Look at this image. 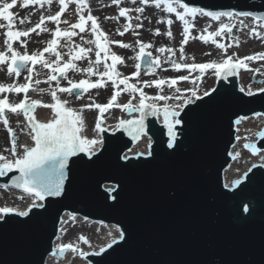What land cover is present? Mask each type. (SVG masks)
<instances>
[{
	"label": "water",
	"instance_id": "water-1",
	"mask_svg": "<svg viewBox=\"0 0 264 264\" xmlns=\"http://www.w3.org/2000/svg\"><path fill=\"white\" fill-rule=\"evenodd\" d=\"M184 2L264 16V0ZM141 70L148 73L147 65ZM238 82L237 76L218 79L211 99L204 97L181 111L185 123L177 126L173 149L167 148L163 123L152 116L145 121L153 140L151 157L125 162L123 155H135L124 153L136 141L122 129L104 132L99 160L85 165L73 164L79 157L71 158L65 194L49 198L47 212L36 209L40 214L27 223L16 218L0 227V264H45L59 217L66 212L126 229L127 242L90 255L92 264H264V168L254 163L257 167L242 184L224 187L234 121L264 113V92L248 96L237 89ZM257 142L264 149V137L259 135ZM16 175L8 173L0 183L11 185ZM113 186H118L116 201L105 192ZM245 205L254 208L250 215L243 213Z\"/></svg>",
	"mask_w": 264,
	"mask_h": 264
},
{
	"label": "snow or ice",
	"instance_id": "snow-or-ice-1",
	"mask_svg": "<svg viewBox=\"0 0 264 264\" xmlns=\"http://www.w3.org/2000/svg\"><path fill=\"white\" fill-rule=\"evenodd\" d=\"M73 0H59L60 8L54 15L41 16L38 23L34 27L27 30L15 29L16 19L11 9L17 4V0H11L10 3H3L0 7V20L6 23H0V29H4L5 39L3 44L5 46L4 51H0V66H7V75L15 76L19 78L23 70L28 72V76L25 77V83H17L14 81L10 85L0 84V123L8 133V141L10 147H5L3 151H0V177L6 176L8 173L16 171L19 175L13 176L11 185H0V188L8 189L13 187L22 191L23 195L17 197L20 200H24L27 197L30 203L26 208L21 209L18 207L2 206L0 207V227L8 224L11 220L16 218H22L21 223H27L35 215L40 213L34 212L39 209L43 212H47L51 207L52 201L49 198H58L65 194V184L69 180L68 169L71 158L79 157L78 161L72 160V163H82L85 165H91L99 160L98 152L104 146L103 133L109 129L104 125V113L112 109L113 107L119 108L122 111L131 113H139L138 117L132 119H119L118 123L111 129L113 133L118 130L126 132L134 141H139L141 137L148 135V129L146 125V118L148 116L161 117L163 129H166L167 141L166 145L168 149L176 147L178 140L177 126L184 125V120L181 117V111L189 104H194L197 100L203 101L204 97L211 99V93L215 92V89L205 91L203 95L198 94V89H184L177 87L180 81H189L191 73L198 72L199 76L193 78L192 82L202 79L209 70L218 79L227 80L229 76H237L240 70L253 71L250 69L248 61L262 60L264 61V53H256L253 55H247L238 57L236 53L228 55V49L232 46L239 47L240 41L237 36L233 34L234 29L243 30L249 29V35L254 36L257 39L264 38V16H254L252 12L245 10L236 11H210L205 7H190L184 0H139V4L142 6L129 9L128 7H119L118 17H105V19H118L119 17L125 18L128 23L123 25V30L117 29V35L123 36L129 32L130 29L142 28L143 22L132 25V17L129 15L131 11H134L138 15L136 20L141 21V15L145 12L146 6L149 4L154 5L155 9L174 14L175 20L182 23V36L180 41V61L186 60L185 45L190 40H199L204 44L209 42L215 46L216 49L221 51V54L225 57L221 61L210 60L204 63H181L177 62L173 57L176 55V50L171 47H159L156 51L161 54L153 56L151 51H146L152 47L151 43H145L141 40H137L138 52L135 55V60L138 61L135 64L137 71L130 75H122L117 71L118 64H124L123 57L117 55L111 51L110 44H115L123 49H129L132 47L129 43L123 41L109 40L108 34L101 29L99 24V18L91 13V9L86 0H76L78 20L76 23L70 24L68 28L61 29L60 23L67 24V20H62V15L66 12L68 5ZM122 0H111L113 5L119 6ZM137 0H132L135 4ZM52 0H24L22 7H28L30 5H40L43 7L45 4H51ZM85 10L88 14L85 15ZM197 17L208 18L211 22L208 23L203 31L197 36L192 35V30L196 27L195 20ZM251 17L254 22H257L255 26L246 24L245 20ZM51 21L55 23V30L51 32L52 39L47 41V46L38 52L29 54L26 50L21 53L13 45L19 41L20 46L26 49L27 40H21V37H29L31 33L40 35L41 32L51 31L46 27H42L45 21ZM19 24L30 23L27 18H20ZM90 22V26H89ZM157 23H165L167 25V31L163 35L169 39L173 38L172 25L174 20L172 18L157 20ZM216 24L214 30H210ZM39 29V31H37ZM259 29V30H258ZM77 30H79L77 32ZM90 32L93 39L85 40L83 36L80 39L83 44L94 45L93 47H85L82 44H74L73 37ZM134 35H139L138 32L133 31ZM162 33L157 28L153 32V35L159 36ZM217 38H220L219 40ZM63 39L65 43L60 44V40ZM229 42L226 44L224 40ZM61 47L68 49V59L65 60L61 52L58 50ZM95 54V60H92L89 56L90 53ZM45 53H51L55 56V60L49 61L45 58ZM103 53V56L101 55ZM167 53V55H164ZM204 55H211V53H204ZM163 57V59H162ZM131 58V57H130ZM193 61L195 57H191ZM81 60H87V67L79 68L76 62ZM111 63H108V61ZM40 64L43 68L49 70V74L46 79V83L51 84L55 81V88L43 89L35 88L33 84L39 85L41 81L36 79L33 81V73L35 71V65ZM142 64L147 65V72L152 73L157 68H162L164 64H169L174 71L188 70V75H181L175 78H159L152 81H140V69ZM103 65V71L100 70V66ZM167 71V68L163 69ZM69 71L76 73L86 74L88 78L74 81L67 75ZM255 71H259L258 69ZM36 75H39L36 73ZM96 76L97 80L92 81L90 77ZM60 78L68 81V87H61ZM107 78V79H105ZM136 79V83L130 81ZM111 82L113 87V94L109 98L106 104L96 103L92 101L90 104L83 105L79 110L72 107H68L69 101L61 99L58 93H67L69 96H75L76 99L82 98L84 93L89 92L92 89H101L107 86L108 82ZM264 84V81L261 82ZM137 84H142L143 87H137ZM123 85V88H120ZM167 86L169 89H174V95H162L157 94L155 96H149L144 90V87H155L163 92V86ZM38 91L44 93L50 91L52 103H44L38 99H30L29 91ZM188 92L190 95L182 96L181 93ZM240 91L248 96H254L257 92H264V87L257 88L254 92L251 87L247 89L241 87ZM121 92H127L132 94L131 98L125 104L117 103V98ZM24 93V98L18 103L10 102L8 97L4 94ZM139 94L138 104H133L132 100L136 99L135 94ZM169 100L180 101L176 105H170L167 103ZM159 101H164L163 105H159ZM38 107L51 109L53 118L47 122L38 120L35 112ZM85 109L98 110V114L94 120L95 135L89 138L85 134L87 126L83 112ZM23 115L26 126L21 128V132H25L31 139V146L27 143L18 144V138L16 131L10 127V115ZM256 116L262 115L261 113H254ZM247 117H240L234 121L235 125H239L242 120ZM162 131V130H161ZM238 131V129H237ZM264 137V132L259 133ZM237 141L240 140L239 136H236ZM148 151L137 152L134 156L123 155L122 159L127 162L131 159H139L141 156L151 157L153 155L152 139L148 138ZM235 147V145H233ZM243 147L251 151L253 155L260 154L261 160L264 161V153L254 143H244ZM264 147V146H262ZM7 152L8 155L4 153ZM233 160L237 159L241 153L235 152L229 153ZM95 158V159H94ZM264 167V164L260 165ZM253 168L257 165H252ZM251 171V169H249ZM248 177V172H245L243 177L232 182V185L225 184V188H233L243 183V180ZM118 186H113L105 189V192L109 199L112 201L117 200ZM243 213L251 214L254 208H250L245 205L242 209ZM68 220H64L63 217H59L58 222L62 225L67 224L69 220L73 223L76 221V216L73 213L68 214ZM87 220V217H85ZM60 233H66L67 228L61 227L58 230ZM118 236H113L111 232L108 235L111 237L110 241L103 247L99 248L95 255L105 253L108 249L113 248V245L119 244L121 241H126V229L116 228ZM56 239L61 240V236L57 235ZM87 245L92 247L91 241L85 235L78 237V243H58L56 249L52 251V256L64 257L66 253L71 252L77 254L80 257H86L93 253L84 252L80 245ZM219 264V262H217Z\"/></svg>",
	"mask_w": 264,
	"mask_h": 264
},
{
	"label": "bare ground",
	"instance_id": "bare-ground-1",
	"mask_svg": "<svg viewBox=\"0 0 264 264\" xmlns=\"http://www.w3.org/2000/svg\"><path fill=\"white\" fill-rule=\"evenodd\" d=\"M6 1L8 2V0ZM3 2L4 1L2 2L0 1V6L2 5ZM55 3H57V0H52L51 4H45L43 7H41L40 5L36 6V12L34 14L32 13L27 14L26 10H22L20 15L16 18V21H17L16 24L18 26L21 25L18 22L20 18H27L30 21L37 15L45 14L48 10H50L52 7L55 6ZM107 3L109 4L110 2H107ZM137 3H139V0H137ZM93 7L96 13L98 14V17L100 18L102 24L104 25L107 24L108 19H105L106 17L105 13L107 14L106 11H108V8H106L107 5L101 6V3L96 1L94 2ZM190 7H193V6H190ZM108 13H111V11L110 12L108 11ZM166 18H172L174 20V23L171 29L173 32L172 39H169L167 36L163 35V33L167 31V25L165 23H157V20L166 19ZM141 20L144 26L138 29L139 35L137 36V39L145 43H151L152 44L151 48H153L154 51H156L157 48L162 47V46L171 47L174 50H176V55L175 57H173V59H177L178 58L177 56H180L179 47H180V41L183 39V36L181 34L182 33V23L180 21L175 20L174 14L165 13L161 11L160 9H155L154 5L149 4L145 8V12L141 15ZM210 22L211 21L208 18L197 17L195 20L196 27L192 30V32L197 33V35L200 34L203 31V28ZM245 23L253 25V24H256L257 22H254L252 18L249 17L245 20ZM26 24L27 23L22 24L21 26L24 27ZM151 26L154 27L152 31H155V29L159 28L162 34L159 36H155L153 34L150 36L149 34H147L146 32ZM216 26H217L216 24H213V27L210 30H214ZM46 35H47V32H41L40 35L33 33L30 38V41L27 44L26 49L24 47H21L20 45H15L14 47L21 53H23L25 50L28 51V53H30L29 48L32 50L34 48L33 46L37 45L36 44L37 40L44 42ZM217 39L219 40L220 38H217ZM197 40H190L189 43L185 45V54H188L187 53L188 50L192 52V50H190V47L200 46L203 49H207V52L210 53V51H212L215 55L216 54L218 55L219 50L216 49L215 46L212 45L210 42L208 44H204L202 42L197 43ZM28 45H29V48H28ZM4 50H5V46L3 45V39L0 36V51H4ZM126 50L127 49L124 50V63H127L128 65L134 64V67H135L136 50H135V53H132L130 50L129 51H126ZM164 55H167V53H165ZM207 60L209 59L207 58L206 61ZM198 62H201V60L197 61L196 63ZM83 67H84V64H81V68ZM186 71L188 70H182V72H186ZM133 72H135V70L129 71L125 75H130ZM68 73L73 74L74 72L70 71ZM21 74L24 75V72L22 71ZM48 74H49V70L44 68L43 72H41L40 75L34 76L33 81L36 79L43 81L44 79L47 78ZM21 77L22 76H20L19 79H16L17 82L21 80ZM11 78L12 76L7 75L5 68L0 66V84H5V85L12 84L11 82L13 78L12 79ZM237 78H239V75H237ZM214 80L216 82L215 86H218V78H215ZM38 86H40V88L47 90V89H50L51 84L41 83ZM120 86L123 87V85H120ZM142 86L143 85L141 84V87ZM260 87H264V84ZM107 88H108V85L105 88H101L100 90L95 92L97 94L96 96L98 99L97 101H100L103 98L104 93L107 90ZM237 89H240L239 82L237 84ZM252 90L253 91L257 90V87L253 88ZM4 95L8 97L10 102H13V100L16 97H18V95L14 93H6ZM40 97L41 96H39V98ZM43 98H41L42 102L52 103V100H49V99L46 100L45 98L44 99ZM123 100L124 101L122 103L125 104L128 99L125 98ZM138 102H139V98L134 100L132 103L138 104ZM67 106L70 107L69 105ZM112 109L113 110L111 112L108 111L110 114L108 112H105L106 114H104V125L107 126L110 131L118 123L119 119H132L133 117L139 116V113L128 114L119 108L113 107ZM261 114L262 115L260 116H256V115L248 116L246 119L242 120L241 123L236 128L235 142L233 143L235 147H233L232 145L229 152L233 154L235 152H240L241 155L235 160H233V158L231 157V163L228 165V167L225 168V179L228 185L231 184L238 176L244 175L245 172H249V169H252V165L254 163H257L258 165L264 164V161L261 160L260 154L253 155L251 151L243 147L244 143H254L257 146V148H259L257 138L259 136V133H261V131L264 130V113H261ZM35 115L38 120H41L44 122H47L49 119L53 118V113L51 109H47L43 107H38L36 109ZM12 116H13L12 117L13 119L10 120L9 126L12 127L17 133L18 144L27 143L31 146L32 141L30 137L25 132L20 131L21 128H24L26 126V122H25L23 115L21 114L19 116L17 115H12ZM83 116L85 118V123L87 126V131L85 132V134L88 135L89 138H92L95 135V133L94 131H92V129L94 128V124L90 126L91 113L85 110L83 112ZM161 119L162 117H158L159 121H162ZM236 136L240 137L239 141H237ZM149 137H150L149 135L141 137L140 140L136 141L130 147V149H128L124 154H132V153H137V152L148 151L149 149L147 145H148ZM152 143H153V140H152ZM5 147H10V144L8 141V133H7V130L4 128L3 124L0 123V151H3ZM260 149H261V152L264 153V149L262 148ZM4 154L8 155L7 152H5ZM0 178H4V177H0ZM20 195H23V193L19 189H15L13 187H10L8 189L0 188V207L10 206V207H18L21 209L26 208L27 205L30 203V200L27 197H25L24 200H20L17 198ZM69 213L70 212H66L62 215L64 220L69 219L68 218ZM75 216H76L75 223L69 220L67 224H64V225L59 224V228L65 227L67 228V232L60 233L59 231H57L56 236L60 235L61 240L58 241L55 237V239L53 240L52 251L56 249V245L58 243H61V242L78 243V237L80 235H85L91 241L92 247L89 248V246L83 245V244H81L80 247L84 252L93 253L90 255H95L94 253L98 252L100 247L105 246L110 241L111 237L108 235L109 232H111L113 236H118V233L116 232V228L119 226L116 224L106 223L100 220L94 221L88 218L87 220H82L81 217L79 218V215L78 216L75 215ZM52 251L46 256L45 264H92V262L89 260L90 255L86 257H80L77 254L68 252L65 254L64 257H59V256L54 257L51 254Z\"/></svg>",
	"mask_w": 264,
	"mask_h": 264
},
{
	"label": "rangeland",
	"instance_id": "rangeland-1",
	"mask_svg": "<svg viewBox=\"0 0 264 264\" xmlns=\"http://www.w3.org/2000/svg\"><path fill=\"white\" fill-rule=\"evenodd\" d=\"M0 1L1 2L4 1L3 3L7 2L6 0H0ZM9 1L11 2V0H8V2ZM96 1L101 3V6L107 5L106 8H108L109 12L111 11V13H108V11H106L107 12V14L105 13L106 17H118L119 7H128L129 9H134L135 7L142 6L139 3H137V2L135 4H133L132 0H122L121 4L119 6L113 5L111 3V0H86L87 4L89 5V7L91 9V13L94 16H97V17H98V14L96 13V11L93 10L94 2H96ZM23 2H24V0H17V4L13 7V9L10 10V11L13 12L15 19L20 15L22 10H26L27 14H29V13L34 14L36 12V6H39V5H30L28 7H22ZM107 2H110V3L108 4ZM0 7H2V5ZM59 8H60V4H59V0H57V3H55V6L52 7L50 10H48L45 14H43V16L46 17L48 15H54L59 10ZM84 14L87 15L88 11L85 10ZM129 15L132 17L131 23H132L133 26H135L137 23H141L142 22V20L138 21V20L135 19V17L138 14L135 13L134 11H131L129 13ZM41 16L42 15L35 16V18L33 20H31L30 23H27L24 27H22L21 25L18 26L16 24L15 25V29L27 30V29H29L31 27V25L35 24L36 20H40ZM61 19L68 21L67 24H65V23H60L59 24V27L61 29H66V28L69 27L70 24H73V23L77 22V20H78V12H77L76 0H73V2L68 5V8H67L66 12L62 15ZM0 23H6V22L0 20ZM126 23H128V21L125 18L119 17L118 19H111V20L108 19V23L104 25V24H102V22L100 21V18H99L100 27H101V29H103L108 34V39L109 40H113L114 39L115 41H123L124 43H129V44L132 45V47L127 49L126 51L130 50L132 53H135V50H136V53H137L138 52V45L136 44V41L138 39H137V35L133 34V31L138 32V29H135V28L134 29H130V31L125 33L123 36L117 35V29H120L122 31L123 30V25H125ZM89 26H90V22H89ZM253 26H255V24H253ZM42 27H46V28H48L51 31L47 32V35L45 37L44 42L43 41H39V40H37V41L35 40L37 45L33 46L34 48L32 50L29 48V45H28L29 51L32 52V53L33 52H38V51L42 50L44 47L47 46V41L52 39L51 32L55 30L56 25H55V23L46 20L45 24L42 25ZM153 28H154L153 26L149 27V29H148V31L146 33L151 36L153 34V32H154V31H152ZM4 31H5L4 29H0V36L2 37L3 41L5 39ZM37 31H39V29ZM78 31L79 30H77V32ZM32 34L33 33H31V35L29 37H21V40H27L29 42ZM233 34L239 38L240 46L239 47L232 46L231 48H229L228 49V53H227L228 55L236 53L238 55V57H243V56H247V55H253V54H256V53H264V38L257 39L254 36H250L249 35V29H247V28H245L243 30L234 29L233 30ZM192 35L193 36H197V33L192 32ZM80 36H83L85 40L93 39L91 33L86 31L85 33H81V34L73 37L74 44H82L85 47H93L94 48V45L83 44V41L80 39ZM198 41L199 40H197V43H201V41H199V42ZM28 42H27V44H28ZM224 42L227 44L229 41L227 39H225ZM15 43H19V41L15 42ZM64 43H65V41L63 39H61L60 40V44L63 45ZM13 46H15V44ZM109 47L111 48V51L115 52L117 55L123 57V59H124V50L125 49L120 48L119 46H117L115 44H110ZM58 50L63 55L64 59L67 60L68 59V54H67L68 53V49L66 47H61ZM190 50H192V52H190L188 50L187 51L188 54H185L186 55V60L185 61H180V56H177L178 58L175 59V60L177 62H181V63H184V62H186V63L195 62L196 63L197 61L201 60V62H198V63H204V62H208L210 60H217L219 62L223 58H225L221 54L220 50L218 52V55L217 54L215 55L212 51H210L212 56L211 55H204V53L207 52V49H203L200 46L190 47ZM146 51H151L153 56L161 55L157 51H154L153 48L146 49ZM101 55L103 56V53ZM89 56H90V58L92 60H95L94 51H93V53H90ZM193 56L195 57L194 61L191 58ZM45 58L48 59L49 61L55 60V56L53 54H51V53H45ZM207 58L209 60L206 61ZM162 59H163V57H162ZM137 62L138 61H136V63ZM108 63H111V61L109 60ZM247 63L249 64L250 69H252L253 71H245L243 69L240 70V73L238 74L239 75L240 88L243 86L246 89L248 87H251V89H253V88H256V87L258 88V87L262 86L263 84L261 82L264 81V61L255 60V61H248ZM76 64H77V67H79V68H81V64H84L83 68H85V67H87V60L77 61ZM39 65L40 64H37L35 66H38L39 71L43 72L44 68L42 67V65H41V67ZM134 68H135L134 64L128 65L127 63H124V64H118L117 65V71L121 72L122 75H125L127 72L132 71V70L137 71L136 68L135 69ZM164 68H167L168 70L164 71L163 70ZM257 69L259 71H255ZM100 70L103 71V65L100 66ZM188 74H189L188 71L182 72V70H181V71L177 72V71H174L170 67L169 64H167V65L164 64L162 66V68H157L152 73H149V72L148 73H144L143 71H140V76H139L138 79L140 81H145V80L152 81V80H155V78H157V79H159V78H169V77L175 78V77H178V76H181V75H188ZM67 75H68V77L70 79H72L74 81H79L80 79L88 78L86 74L76 73V72H74L73 74L72 73H67ZM197 76H199L198 72L191 73L189 81H180V82H178L177 87H180L182 90H184V89H198V94L199 95H203V93L205 91H210L211 89H213L215 87L216 82H215L214 79L216 77L211 72V70H209V72L205 76H203L202 79L196 80L195 83H193L192 82L193 78H195ZM46 79L41 81V83L42 84H46V82H45ZM90 79L92 81H95V80L98 79V77L92 76V77H90ZM105 79H107V78H105ZM130 82L131 83H136V79L134 78ZM19 83L22 84L23 82L21 81ZM60 85H61V87H68L69 86L68 85V81L64 80L62 78H60ZM107 85H108V88L105 91L103 98L100 100V103L105 101L111 95V93L113 94L114 90H113V87L111 85V82L109 81L107 83ZM55 86H56V82L55 81L51 82L50 88H55ZM137 86L141 87V84H137ZM98 90H100V89H92L89 92L84 93L82 98H80V99H76L75 96H69L67 93H58V95L60 96L61 99L68 100L69 101L68 105L70 107H72V108H74L76 110H79L83 105L90 104V103H92V101H95L96 103L99 102V101H97L98 100L97 97H96L97 94L95 93ZM143 90L145 92H149L150 96H155L157 94H162V95H174L175 94L174 89H169L166 85L163 86V92H160V90L156 89L155 87H150V88L149 87H145V88H143ZM136 95H137L136 99L139 98V94L137 93ZM181 95L182 96H188V95H190V93L182 91ZM39 96H41V97L39 98ZM29 97H30V99L34 98V99H38V100H41V101H42L41 98H43V97L46 100H48V99L50 100L51 99L50 91H45L44 93H40L38 91H31L30 94H29ZM136 99H134V100H136ZM134 100H132V102ZM123 101H121L119 104H124V103H122ZM127 102L128 101H126V103ZM164 103H165L164 101H159L158 102L159 105H163ZM167 103L174 106L177 103H180V101L169 100V101H167ZM85 110L89 111L91 113V116H90V126H91L92 124H94V120H95V117L97 116V113H95L96 112L95 109L94 110L93 109H91V110L85 109ZM12 117L13 116L10 115L9 116V120H12L13 119ZM0 185H4V184L0 183ZM80 217L81 216H79V218ZM81 219L85 220L84 217H81Z\"/></svg>",
	"mask_w": 264,
	"mask_h": 264
},
{
	"label": "flooded vegetation",
	"instance_id": "flooded-vegetation-1",
	"mask_svg": "<svg viewBox=\"0 0 264 264\" xmlns=\"http://www.w3.org/2000/svg\"><path fill=\"white\" fill-rule=\"evenodd\" d=\"M8 3H10V2H8ZM93 10H94V7H93ZM95 11V10H94ZM35 18V17H34ZM33 18V19H34ZM32 19V20H33ZM31 21V20H30ZM101 21V20H100ZM39 22V20H36L35 21V24L36 23H38ZM35 24H33V25H31V27L30 28H32V27H34L35 26ZM20 43V42H19ZM19 43H14L15 45L17 44V45H20ZM28 52V51H27ZM32 52H30L29 54H31ZM40 67H41V65H39ZM1 67H3V68H5V71L7 72V66L5 65H3V66H1ZM23 72H24V75H22L21 74V80H19L18 82H17V80L16 79H19V78H16L15 76H12V78H13V80H12V82L11 83H13L14 81H16L17 83H19V82H23V83H25V77H27L28 76V72L26 71V70H23ZM36 73H41V71H39V69H38V66H35V71H34V73H33V79H34V76L36 75ZM40 75V74H39ZM11 78V79H12ZM33 86L34 87H36V88H40V86H38V85H35V84H33ZM120 88H123L122 86H120ZM30 92H31V90L29 91V93H28V95L30 94ZM149 96H150V94H149V92H146ZM15 94V93H14ZM17 95V94H16ZM111 95H112V93H111ZM111 95L105 100V101H103V102H101L100 103V101L98 102V103H100V104H106L107 102H108V100H109V98L111 97ZM131 95L132 94H130V93H127V92H121L120 93V95L118 96V98H117V103H120L121 101H123V99H125V98H127L128 100L131 98ZM136 95V94H135ZM136 97H137V95H136ZM0 98H3V97H0ZM23 98H24V93H20V94H18V97H16L13 101H14V103H18V102H20L21 100H23ZM32 99H34V98H32ZM51 100V99H50ZM127 100V101H128ZM94 110V109H93ZM113 110V109H112ZM111 109L109 110L110 112L112 111ZM96 112L95 113H97L98 114V110H95Z\"/></svg>",
	"mask_w": 264,
	"mask_h": 264
}]
</instances>
